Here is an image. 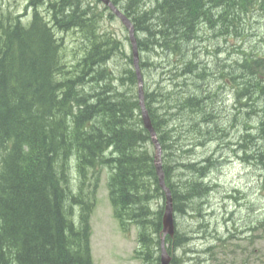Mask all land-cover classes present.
<instances>
[{
    "label": "trees",
    "instance_id": "trees-1",
    "mask_svg": "<svg viewBox=\"0 0 264 264\" xmlns=\"http://www.w3.org/2000/svg\"><path fill=\"white\" fill-rule=\"evenodd\" d=\"M112 1L134 24L145 85L155 82L154 90L145 86V103L163 149L175 220L203 217L216 161L214 155L199 161L195 153L230 138L226 91L239 106L237 120L244 119L245 144H237L249 150L260 141L264 166V53L236 49L242 55L225 62L215 44L245 40L243 23L252 15L264 20V0ZM29 4L27 22L0 7V264H94L91 217L104 170L121 231L137 228L136 259L161 264L166 198L133 52L102 32V14L85 0ZM71 31L82 47L68 64L60 34ZM188 228L177 226L167 237L170 264H182L179 249L196 252Z\"/></svg>",
    "mask_w": 264,
    "mask_h": 264
},
{
    "label": "rangeland",
    "instance_id": "rangeland-1",
    "mask_svg": "<svg viewBox=\"0 0 264 264\" xmlns=\"http://www.w3.org/2000/svg\"><path fill=\"white\" fill-rule=\"evenodd\" d=\"M97 1L99 2L85 0L95 13L102 14V32L121 41V49L125 53H132L131 43L127 40L130 35L122 21L117 16L111 17V11L105 10V4ZM30 2L31 0H0V7L16 16H23V20L27 22L33 14L32 9L27 8ZM39 10L43 15H48L45 7H40ZM245 21L247 23H243V26H247L249 32L245 40H215V44L217 42L225 50L220 55L221 60L228 62L230 58L232 62L238 59L242 53H234L236 49L246 53H264V20L252 15ZM60 36L66 38V60L71 64L75 55L81 54V37L73 31ZM206 44L209 47V43ZM211 54L217 55L215 51H211ZM207 57L213 56L206 54L205 59ZM154 83L153 79L148 82L150 87L143 83L144 94L145 86L155 89ZM224 96L223 109L226 115L231 116V125L233 124L229 129L230 138L223 142H208L205 147L197 148L195 153V158L199 161L213 155L216 161L207 177L213 190L203 203V217L182 215L176 218V227L184 231L189 227L190 232H195L192 234L195 238L191 241L190 248L196 252L188 253L184 249L176 251L182 264H200L202 261L206 264H264V166L259 161L258 154L261 142L254 140L253 144H249V150L241 149L237 143L245 144L240 138L246 133L241 126L244 119L237 120L239 106L231 93L226 91ZM256 151V159L245 158L246 154L253 155ZM108 177V171L104 170L91 217L94 264H141L135 257L138 248L137 228L132 226L128 235L121 231L109 199ZM209 248L211 250L207 253Z\"/></svg>",
    "mask_w": 264,
    "mask_h": 264
},
{
    "label": "water",
    "instance_id": "water-1",
    "mask_svg": "<svg viewBox=\"0 0 264 264\" xmlns=\"http://www.w3.org/2000/svg\"><path fill=\"white\" fill-rule=\"evenodd\" d=\"M100 2L104 3L105 6L109 7L111 11L122 21L125 28L128 30L131 40L132 52L134 56V65L138 76L139 82V99H140V106L142 109V119L145 128L150 132L152 137V142L155 145L157 154H156V169L157 174L159 176V183L160 187L165 192L166 198V206L165 212L163 217V236H162V254H161V264H170L171 263V256L169 255L167 248H166V239L167 237H174L176 232V220H175V213H174V205H173V197L171 190L166 184L165 173L163 169V149L161 144L158 140L157 133L153 127L149 112L146 107L145 103V94L143 90V77L140 69V55L137 45V38L135 36V27L132 23L131 19L126 16V14L119 9L112 0H99Z\"/></svg>",
    "mask_w": 264,
    "mask_h": 264
},
{
    "label": "bare ground",
    "instance_id": "bare-ground-1",
    "mask_svg": "<svg viewBox=\"0 0 264 264\" xmlns=\"http://www.w3.org/2000/svg\"><path fill=\"white\" fill-rule=\"evenodd\" d=\"M115 4V3H114ZM149 7V6H148ZM147 9V8H146ZM144 10V9H143ZM126 14V13H125ZM243 17V16H242ZM139 84V83H138ZM154 146V145H153Z\"/></svg>",
    "mask_w": 264,
    "mask_h": 264
}]
</instances>
